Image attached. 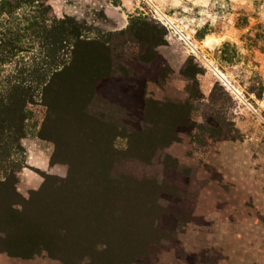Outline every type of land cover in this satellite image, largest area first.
Returning a JSON list of instances; mask_svg holds the SVG:
<instances>
[{"label": "rangeland", "instance_id": "1", "mask_svg": "<svg viewBox=\"0 0 264 264\" xmlns=\"http://www.w3.org/2000/svg\"><path fill=\"white\" fill-rule=\"evenodd\" d=\"M41 1L84 21L97 42L79 44L43 100L26 105L17 148L0 147V177L16 181H0V221L36 241L21 230L0 253L214 264L239 251V264H264V0ZM105 52L110 70L97 60ZM150 121L159 146L141 153ZM170 126L178 139L162 146ZM85 151L110 158L105 173L124 209L51 218L61 192L45 177L65 178L63 157Z\"/></svg>", "mask_w": 264, "mask_h": 264}, {"label": "trees", "instance_id": "2", "mask_svg": "<svg viewBox=\"0 0 264 264\" xmlns=\"http://www.w3.org/2000/svg\"><path fill=\"white\" fill-rule=\"evenodd\" d=\"M84 24V21L75 16L56 17L51 7H45L41 0H0V65L13 63L0 79V135H6L7 138L0 142V147L5 151L17 148V139L22 136L21 127L26 105L36 102L35 100H43L53 77L68 66L79 44L97 42L87 34ZM97 60L102 62L106 70L111 69L110 56L106 52L98 54ZM116 67H121V64L118 62ZM154 103L159 104L155 101ZM155 111L149 110L147 113ZM156 130L157 125L152 121L147 122V125L143 123L141 133L146 132L147 136L139 143L142 145L141 153L147 152L160 142V139L153 135V133L157 135ZM177 139L175 131L170 126L164 134L162 146ZM101 155L94 151H85L82 154L73 153L65 156L62 161L68 165L66 177L52 181L49 176L45 177L43 186L51 183L61 192V198L58 199L62 200L59 203L60 207L56 206L51 210L49 213L51 218H58L60 214L73 216L80 212H84L90 219L100 215L112 217L124 209L126 199L122 196L113 197L111 194L113 186L109 184L111 180L105 173L111 164L110 158L105 160ZM97 165H100V168L97 169ZM74 179H77L78 183L73 181ZM99 179L102 182H99ZM10 180L16 182L15 176L11 173L5 172L0 177L2 183ZM64 184L66 189L62 187ZM98 202H101L99 207ZM116 202L121 204L115 205ZM82 208H85V211H82ZM3 224L4 222L0 221L1 244L8 243L7 241L13 238L16 240L17 235L13 234L15 232L24 230L25 235L29 233L26 227H17L9 232ZM27 236L30 238V235ZM47 241V238L44 239V242ZM32 242L36 243L35 240ZM2 251L9 253V247H1L0 252ZM29 256H33L32 253Z\"/></svg>", "mask_w": 264, "mask_h": 264}, {"label": "crops", "instance_id": "3", "mask_svg": "<svg viewBox=\"0 0 264 264\" xmlns=\"http://www.w3.org/2000/svg\"><path fill=\"white\" fill-rule=\"evenodd\" d=\"M0 260H2L0 264H63L57 259H53L42 254H37L29 257H16L0 253ZM214 264H239V251H237L235 256L229 253L228 258L220 260ZM248 264L251 263L248 262Z\"/></svg>", "mask_w": 264, "mask_h": 264}, {"label": "built area", "instance_id": "4", "mask_svg": "<svg viewBox=\"0 0 264 264\" xmlns=\"http://www.w3.org/2000/svg\"><path fill=\"white\" fill-rule=\"evenodd\" d=\"M164 18L166 17L165 15L163 16ZM166 22H168V19H166ZM221 78L223 79V83L227 86V88L231 91V92H233L235 95H236V97L238 96V97H241L240 96V93H239V91L230 83V81L228 80V79H226L223 75H222V73H221Z\"/></svg>", "mask_w": 264, "mask_h": 264}, {"label": "bare ground", "instance_id": "5", "mask_svg": "<svg viewBox=\"0 0 264 264\" xmlns=\"http://www.w3.org/2000/svg\"><path fill=\"white\" fill-rule=\"evenodd\" d=\"M216 40H218V39H211V38H210V39L207 40V44L210 43V42H211V43H214ZM213 41H214V42H213Z\"/></svg>", "mask_w": 264, "mask_h": 264}]
</instances>
